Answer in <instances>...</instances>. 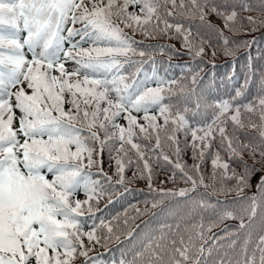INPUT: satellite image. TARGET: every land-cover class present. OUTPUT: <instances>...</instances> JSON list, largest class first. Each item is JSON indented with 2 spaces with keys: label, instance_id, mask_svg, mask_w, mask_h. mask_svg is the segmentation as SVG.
<instances>
[{
  "label": "snow or ice",
  "instance_id": "6c2138e0",
  "mask_svg": "<svg viewBox=\"0 0 264 264\" xmlns=\"http://www.w3.org/2000/svg\"><path fill=\"white\" fill-rule=\"evenodd\" d=\"M209 12L223 27L206 19ZM180 17H199L200 23ZM257 25L264 26V0H0V264H77L79 257V264H264V234L250 243L257 216L264 233V175L256 192L237 196L231 206L197 192L208 186L201 168L209 159L211 178L219 184L214 191L220 193H243L251 187V173L264 172L236 159L244 150L264 159V71L253 95L249 53L244 83L235 94L220 95L199 82L196 71L190 86L186 79L159 75L156 61L144 57L165 48L172 55L175 46L130 34L174 36L188 49L183 54L195 58L214 40L225 55H234L232 48L250 42L231 40L225 29L248 32ZM148 63L151 72L144 67ZM256 113L259 122L248 126L258 135L242 142L243 117L251 120ZM161 132L176 154L171 179L178 170L189 184L154 189L159 198L153 207L178 198V207L161 209L175 227L129 229L124 234L131 239L121 245L119 259L89 257L95 245L119 240L113 225L95 215L93 201L98 203L105 186L124 187L126 168L154 188L148 150L157 151L162 167L171 159ZM180 134L192 149L191 165L181 160ZM141 135L154 138L155 145L139 142ZM105 151L109 167L115 163L112 174L103 166ZM234 163L243 165V174ZM222 178L236 183L225 185ZM206 212L216 218L207 221V229L226 218L239 225L206 237Z\"/></svg>",
  "mask_w": 264,
  "mask_h": 264
},
{
  "label": "trees",
  "instance_id": "16d2710c",
  "mask_svg": "<svg viewBox=\"0 0 264 264\" xmlns=\"http://www.w3.org/2000/svg\"><path fill=\"white\" fill-rule=\"evenodd\" d=\"M241 15H252V16H261L259 12H243ZM181 21L184 23L191 22L193 25L199 24V17H180ZM207 20H210L212 23L218 24L223 27V23L220 18H218L214 13L209 12L206 17ZM79 27V24L75 25ZM126 31H130L125 29ZM226 34L233 41H244L248 40L250 45L245 46H237L232 48L234 55H225L223 46L219 41H212L211 44H205V51L201 53L197 57H192L189 55H185L188 49L183 48L181 42L176 39L174 36L169 37L165 34H157L153 37H144L140 33H130L135 36L137 40H145L146 43L150 44H161V45H174L176 52L170 55V49L165 48L164 51H151L149 50V54L144 57L145 60L154 59L157 63V72L159 75L165 76L168 79H176L177 81H184L185 79L189 82L191 81L192 71L198 72V81L202 82L205 87H211L212 90L220 95H224L226 93L231 92L235 94V89L241 87L244 83L245 73L249 72L248 67V57L249 53L251 54V72L254 75L251 76L253 81L250 86L253 95H255V89L259 84V74L264 71V26L257 25L256 31H248V32H239L232 33L228 32L225 29ZM254 39V42H252ZM215 45V54H213V47ZM86 46V45H85ZM231 47V45H230ZM260 53L258 55L257 53ZM139 59V57H135ZM71 62H69V65ZM144 67L148 69L149 72L152 70L151 63L145 64ZM167 70V71H165ZM234 73V75H233ZM19 87V86H17ZM15 91V88L13 89ZM251 99V97H249ZM245 127L239 130L240 140L246 141L249 136L258 135V130L255 128H251L248 125L250 123H258V113L252 115L251 120L247 115L243 117ZM120 123L126 124V121L121 119ZM140 122H144L142 118V114L140 117ZM158 122L162 123V118H158ZM146 123V122H144ZM232 125L229 123L227 125V129L231 132ZM184 136L180 134V148L181 152V160L191 165L194 161L192 159V149L190 147L185 146L184 144ZM188 140H191V133H189ZM219 139L217 134V140ZM161 140L163 151L170 156V161L165 162V166L162 167L161 163L157 161V151L149 149L148 159L153 168V185L154 188H149L147 180L140 178L137 175L136 178L133 177V169L126 168L125 176L128 177L124 181V187L119 186L117 183L115 187L109 188L105 186L104 195H102L97 202L93 201L95 204V215L97 217L103 216L109 223L113 225V232L116 236L119 237V240L112 239L107 242L106 246H102L100 244L95 245L91 251H89V257L94 255H100L104 260L109 261L112 258L119 259L120 257V248L123 242L126 239H131L127 237L124 233L133 229L136 231L143 230L146 226L155 227L158 224L171 223L173 227H175V220L166 217L161 214V209H164L168 205H172L174 208L178 207L179 204L176 203L178 201L177 197H168L165 198L161 203L156 204L153 207V200L158 199L159 197L155 194L154 189L165 188V189H179V188H187L189 184L185 183L184 180L180 179L179 171L177 170V175L175 179H171L173 175V168L170 166L172 161L176 160L175 151L167 145L164 141V134L161 132ZM139 142L148 143L150 145H155V139L146 140L142 135L139 137ZM225 159H230L225 156L224 153H221ZM104 160V169L108 171L110 174L114 172L115 163L113 162L111 168L108 164V155L105 151L103 154ZM257 159H253L247 150H244L242 157H237L236 159H242L247 162L248 165H255L256 168H264V159L259 157V153H256ZM162 160V157H161ZM199 162V161H197ZM232 161L230 160V163ZM238 173L243 174L244 168L241 163H234L233 165ZM211 168L212 165L210 163V159L208 163L203 164L201 170L205 174V182L208 185L205 187L204 185H200L197 189L198 193L206 194V198L210 202L227 201L229 205H232V201L241 194H249L252 192H256V183L261 175H264V172L255 171L251 173L250 184L251 187H247L243 189V193H237L235 191L228 193H220L218 191H214V187H219V184L212 180L211 178ZM138 171V169L136 170ZM223 183L225 185H235V179L222 178ZM113 183H116L113 181ZM125 188L128 190L126 191ZM190 195V193H189ZM80 198H84V193H78ZM180 204L183 201L179 202ZM205 228H206V237L220 236L222 235L223 230L227 227L229 231H231L234 227L239 225V220L236 218H226L223 220H218L216 222V226L207 229V221L209 219L215 220L216 218L212 216L210 212H206L205 214ZM245 220L247 217L245 216ZM127 221V223H125ZM261 220L260 217L257 216L255 218V224L252 229V240L251 244H255L258 241L259 235L264 234L260 231ZM105 234L106 230H105ZM86 239V238H85ZM219 242V241H217ZM207 244H211L212 240L207 239ZM239 243V242H238ZM84 257H79L77 260V264H79L80 260H83Z\"/></svg>",
  "mask_w": 264,
  "mask_h": 264
}]
</instances>
